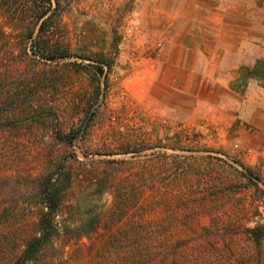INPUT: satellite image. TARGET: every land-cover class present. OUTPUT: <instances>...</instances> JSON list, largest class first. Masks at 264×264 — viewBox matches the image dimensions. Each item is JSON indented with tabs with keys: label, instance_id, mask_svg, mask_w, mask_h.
<instances>
[{
	"label": "rangeland",
	"instance_id": "obj_1",
	"mask_svg": "<svg viewBox=\"0 0 264 264\" xmlns=\"http://www.w3.org/2000/svg\"><path fill=\"white\" fill-rule=\"evenodd\" d=\"M33 6V0H0V95L6 98L0 101V264H11L25 239L37 231L43 198L36 179L54 167L71 166L73 175L80 178H73L55 217L59 228L51 241L56 250L47 245L27 264H90L95 232L77 236L73 229L96 216V233L103 232L113 200L110 192L98 191L104 179L109 183L103 171L115 183L117 178H129L121 175L119 166L107 163L112 159L144 161L149 167V160L157 162L163 151L186 159L197 156L198 190L204 187L200 195L210 197L223 185L230 190L221 193L222 199L231 202L217 215L218 220L231 217L234 226L219 235L211 233L214 245H223L222 239L247 227L264 225V137L256 128L244 124V131L236 133V129L217 131L205 120L185 124L184 113L155 112L154 103L132 99L129 79L135 58L153 54L150 47L123 56L134 37L130 21L136 17V0H52L55 10L36 49L47 58L32 54L31 39L26 38L27 27L36 22ZM37 7L41 10L46 4L40 1ZM94 59L111 63L106 81L103 75H94L91 67L79 65L92 64ZM54 125L64 132L79 129L72 144L54 137ZM124 149L137 154L130 158L134 154H121ZM215 158L231 162L239 171L243 165L251 181L232 170L215 168L211 176L219 181L217 176L222 174L226 185L211 189L207 170L218 163ZM191 164L188 158L183 168ZM165 177H146L155 193L145 192V199L158 197V187L168 183ZM227 207L230 210L225 212ZM209 220L202 215L198 222L207 225ZM240 242L247 247L244 237ZM212 256L218 257L216 252Z\"/></svg>",
	"mask_w": 264,
	"mask_h": 264
},
{
	"label": "trees",
	"instance_id": "obj_2",
	"mask_svg": "<svg viewBox=\"0 0 264 264\" xmlns=\"http://www.w3.org/2000/svg\"><path fill=\"white\" fill-rule=\"evenodd\" d=\"M40 1L46 4V7L41 10L36 9L38 8L37 2ZM33 2L36 22L27 27L26 38L31 39L32 54L47 58L45 53H37L36 49H40L37 39L47 32L49 20L55 9L52 7V0H33ZM34 33L36 37L33 36ZM48 58L53 59V56ZM82 59L89 58L82 57ZM92 62V64L79 65L84 68L91 67L94 75H103L106 81L111 63L103 59H94ZM245 76L256 79L264 78V59H257L250 69H246ZM4 98L5 96L0 95V101ZM54 120H57L55 115ZM77 131L64 132L54 125V137L67 144H72ZM213 152L221 154L219 151ZM128 153H133L134 155L130 158H134L137 151L124 149L121 152V154ZM157 158L159 159L157 162L149 160L151 163L149 167L146 162L134 161V159L107 161V163L119 166L121 175L124 174L123 177L129 178H117V183H115L113 177L104 169V176L110 177L109 183H105L106 179H104L98 191L110 192L113 200L103 220V232L96 233L99 230V218L96 216L82 220L73 229L77 236L95 232L94 241L89 247L90 264H264V253H262L264 251V225L247 227L242 233L236 232L228 239H222L223 245H214L209 240L211 233L219 235L221 230L234 226L231 217L227 220H218L220 216L217 213L231 201L228 203V199H222V194L229 190L223 185H226L225 177L220 174L221 179L217 176L219 180L217 181L211 173L218 168L223 172L232 170L239 176L248 178L243 165L240 164L243 171H239L231 162L215 158L218 163L207 170L209 176L212 177L213 184L207 186L211 189L220 185L223 187L219 192L215 190L210 193V197H206L200 195L204 187L201 191L198 190L199 185L196 182L198 169L195 161L198 159L197 156L192 154L188 156L193 161L189 169L183 168V164L188 160L184 155H169L163 151ZM208 158L212 159L211 155H208ZM134 164L137 167L133 168ZM57 168L50 169L36 179V185L43 198L38 209L37 231L25 239L19 253L13 256L11 264L34 262L40 251L47 245L56 250L51 241L52 236L58 234L59 225L55 217L64 194L71 189L72 181L80 178L77 174L73 175L71 166ZM150 175L166 176L168 183L158 187L161 190L157 198L153 196V198L145 199L143 196L145 192L152 190L150 193L153 195L155 193L154 186L146 180V177ZM94 179L97 180V175ZM248 180L251 181V177ZM228 210H230L229 207L225 212ZM202 215L210 217L207 225L199 224L198 219ZM205 235L207 240L203 239ZM242 237L246 239L247 247H242L240 242ZM214 252L218 257L212 256Z\"/></svg>",
	"mask_w": 264,
	"mask_h": 264
},
{
	"label": "crops",
	"instance_id": "obj_3",
	"mask_svg": "<svg viewBox=\"0 0 264 264\" xmlns=\"http://www.w3.org/2000/svg\"><path fill=\"white\" fill-rule=\"evenodd\" d=\"M136 6L123 56L150 47L153 54L135 58L132 99L154 103L155 112L184 113L185 124L205 120L236 133L248 125L264 137L263 79L245 76L264 59V0H136Z\"/></svg>",
	"mask_w": 264,
	"mask_h": 264
},
{
	"label": "water",
	"instance_id": "obj_4",
	"mask_svg": "<svg viewBox=\"0 0 264 264\" xmlns=\"http://www.w3.org/2000/svg\"><path fill=\"white\" fill-rule=\"evenodd\" d=\"M86 124V123H85ZM85 124L83 125V127L85 126Z\"/></svg>",
	"mask_w": 264,
	"mask_h": 264
}]
</instances>
